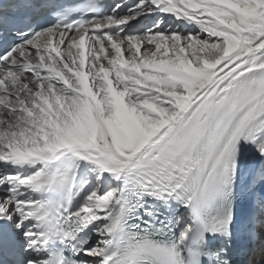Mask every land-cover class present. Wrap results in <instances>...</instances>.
Masks as SVG:
<instances>
[{
  "label": "snow or ice",
  "instance_id": "snow-or-ice-1",
  "mask_svg": "<svg viewBox=\"0 0 264 264\" xmlns=\"http://www.w3.org/2000/svg\"><path fill=\"white\" fill-rule=\"evenodd\" d=\"M0 264H264V0H0Z\"/></svg>",
  "mask_w": 264,
  "mask_h": 264
},
{
  "label": "bare ground",
  "instance_id": "bare-ground-1",
  "mask_svg": "<svg viewBox=\"0 0 264 264\" xmlns=\"http://www.w3.org/2000/svg\"><path fill=\"white\" fill-rule=\"evenodd\" d=\"M143 22V21H142ZM152 26V20L151 19H145V21L141 24L138 25V28H144V27H149ZM166 29L167 28H177V25L175 24H167V25H163Z\"/></svg>",
  "mask_w": 264,
  "mask_h": 264
}]
</instances>
